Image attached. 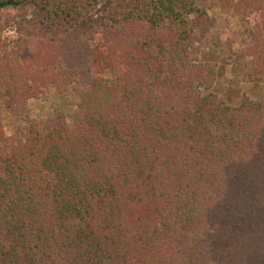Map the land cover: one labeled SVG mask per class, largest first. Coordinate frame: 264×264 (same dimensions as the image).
Wrapping results in <instances>:
<instances>
[{
  "label": "trees",
  "instance_id": "16d2710c",
  "mask_svg": "<svg viewBox=\"0 0 264 264\" xmlns=\"http://www.w3.org/2000/svg\"><path fill=\"white\" fill-rule=\"evenodd\" d=\"M215 5L264 67V0H0V264H264V99L207 91ZM50 88L71 122L6 135Z\"/></svg>",
  "mask_w": 264,
  "mask_h": 264
},
{
  "label": "rangeland",
  "instance_id": "374dc122",
  "mask_svg": "<svg viewBox=\"0 0 264 264\" xmlns=\"http://www.w3.org/2000/svg\"><path fill=\"white\" fill-rule=\"evenodd\" d=\"M219 5V4H218ZM222 6H212L209 10L215 19V25L204 35H201L195 44L198 53L197 60H208L217 65L213 88L207 90L214 92L226 104L238 105L242 98L255 101L264 99V67L258 68L252 55H246L249 46L250 28L256 21L254 16L240 18L231 12H226ZM14 13V9L9 10ZM4 36H14L13 28L5 29ZM104 77L112 81L116 72L103 73ZM78 98L72 91L57 94L50 88L44 95L28 101V114L13 117L3 114L4 131L12 135L29 118L38 120L53 115L57 110L64 111L68 122L76 110Z\"/></svg>",
  "mask_w": 264,
  "mask_h": 264
}]
</instances>
